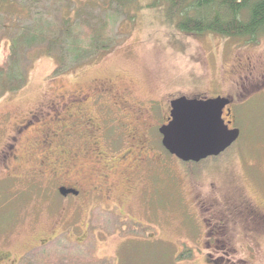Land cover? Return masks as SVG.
<instances>
[{"label":"rangeland","instance_id":"obj_1","mask_svg":"<svg viewBox=\"0 0 264 264\" xmlns=\"http://www.w3.org/2000/svg\"><path fill=\"white\" fill-rule=\"evenodd\" d=\"M0 12L15 26L36 17L108 21L115 39L111 49L82 63L70 56L58 60L45 46L24 51L28 83L0 98V146L14 122L30 110L72 95L78 98L98 85L128 91L126 110L133 120L140 103L164 104L147 112L152 126L162 121L170 100L228 97L233 101L228 119L241 132L222 154L197 163L163 149L158 128L147 135L150 145L143 133L142 141L134 144L137 148L117 154L123 166L108 178L114 189L112 202L94 196L63 197L55 180L0 181V251L12 256L4 264H264V220L244 215L248 203L264 213V34L254 42L216 33L185 34L165 18L160 0H0ZM10 54L11 41L4 35L0 64ZM98 97L117 108V98ZM81 103L68 101L62 111ZM89 110L93 112L86 111L87 117L102 119L106 139L112 131L122 137L123 121L129 118L114 120L117 109L112 115L96 103ZM108 145L111 151L116 147L115 142ZM137 160L151 164V171L139 178L141 168L135 180L141 183L139 190L119 196L121 190H130L125 175L135 179L127 171ZM36 162L22 160L16 172L25 176ZM96 169L91 162L90 178ZM84 174L75 178L82 179L88 194L92 181L85 184ZM94 208H101V213Z\"/></svg>","mask_w":264,"mask_h":264},{"label":"flooded vegetation","instance_id":"obj_2","mask_svg":"<svg viewBox=\"0 0 264 264\" xmlns=\"http://www.w3.org/2000/svg\"><path fill=\"white\" fill-rule=\"evenodd\" d=\"M116 87L111 88L110 86L98 85L88 93H81L78 98L72 95L68 98L69 100L61 99L57 102L53 101L47 104L45 108L38 111L30 110L18 119V121L14 122L11 133L6 136L4 143L0 146V176L2 177H0V181L9 179H35L40 182L55 180L57 181V193L63 197L84 196L90 198L94 196L99 201L112 202L114 189L112 190L108 178L111 177V174L118 166H123L121 161L117 163V154L129 147L137 148L134 144H138L137 141H142L143 133L146 134L144 142L150 145L147 135L148 138L152 136L151 133L154 128H158L159 134H161V128L167 125L172 118L173 101L170 100L167 103V110L165 109V116H163L162 121L159 119L160 123L152 126L148 121L147 112L156 111L157 108L163 107L164 104L162 105L161 103L160 105L152 107L147 105V103L150 102V100H148L145 104L142 102L139 106H134L136 117L133 120L134 115L129 114L126 110L127 107L130 106L131 100V98L129 100L125 98V95H128V91L119 92ZM100 95H108L115 99L117 98V108L112 107L105 97L103 99L104 101H102L100 97H98ZM120 97L125 98L128 103L121 100ZM74 99H78L82 103L78 106L69 107L63 112L62 109L66 105L64 103L73 101ZM95 103L96 108L98 107L101 109V106L106 107L110 110L112 115L113 110L117 109L115 112L119 117L113 116L114 120L123 121V119L128 120L129 118L128 123L123 121L125 129L123 130L121 138L118 139L117 136H114L112 131V134L109 135L110 140L106 139V133L103 129V122L100 116L90 115L87 117L88 115L85 112H93L89 109ZM232 104L233 101L224 108L223 117L226 122L230 120L228 119V110L231 109ZM132 123L136 125L133 129H131ZM111 127L113 129L117 128L113 124H111ZM128 127L131 128L128 129ZM234 127L232 121L230 128ZM130 136L131 139H133L131 141L127 140V137L130 138ZM124 138L126 139L124 140ZM109 141L111 143L115 142L116 147L113 151L109 148ZM161 143L163 149L168 151L163 144V138ZM147 152H149L148 148ZM173 156L176 157L175 155ZM127 158V155H121V160L125 161ZM31 159L37 162L26 170L28 174L25 176H23L22 173L18 174L16 171L20 169L21 161H29ZM150 160L154 161L153 158ZM91 162L97 164L94 178H90V173H87L88 166ZM128 162L125 163V165H127ZM151 166L152 165L148 164V162L145 164H141L138 160L134 162L133 169L128 170L127 173L133 176L135 175V179L133 180L130 175H125L126 181L130 183V190L126 193L121 190L119 196L122 195L126 197L131 192L138 191L141 183L135 181L138 176L137 173L142 168L143 172L139 178H143L147 175V171L149 174ZM78 171L79 173H77ZM84 171L86 172L84 177L87 178L83 179L84 183L87 184L89 181H92L88 189V194L84 193L81 187L82 179L75 178L76 175ZM61 189L68 191V194L63 195ZM119 196L116 200L120 201ZM244 208L245 211H248L244 213L242 209L236 212L238 217H242L244 213V215L249 214L264 220V213L257 205H250V203H248ZM73 210L77 211L74 206ZM92 211L101 213V208H94ZM11 257L9 253L0 251V264L6 263Z\"/></svg>","mask_w":264,"mask_h":264},{"label":"trees","instance_id":"obj_3","mask_svg":"<svg viewBox=\"0 0 264 264\" xmlns=\"http://www.w3.org/2000/svg\"><path fill=\"white\" fill-rule=\"evenodd\" d=\"M160 1L168 22L185 34L216 33L247 38L250 42L264 34V0ZM48 19L36 17L15 26L0 12V42L4 35L11 41L8 61L0 64V98L21 90L28 83V74L22 67V54L28 49L45 46L48 53L55 51L58 60L70 56L74 62L82 63L114 46L108 21L95 24L88 18L73 22Z\"/></svg>","mask_w":264,"mask_h":264},{"label":"water","instance_id":"obj_4","mask_svg":"<svg viewBox=\"0 0 264 264\" xmlns=\"http://www.w3.org/2000/svg\"><path fill=\"white\" fill-rule=\"evenodd\" d=\"M228 97L189 98L172 101L171 120L161 128L163 144L184 162H200L222 154L239 138L240 130L230 128L232 121L223 118ZM231 109L228 110L230 116ZM63 195L68 191L61 189Z\"/></svg>","mask_w":264,"mask_h":264}]
</instances>
